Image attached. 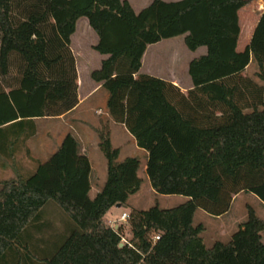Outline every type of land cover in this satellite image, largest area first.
Masks as SVG:
<instances>
[{"label": "trees", "instance_id": "obj_1", "mask_svg": "<svg viewBox=\"0 0 264 264\" xmlns=\"http://www.w3.org/2000/svg\"><path fill=\"white\" fill-rule=\"evenodd\" d=\"M250 3L153 0L136 12L126 0H0V166L18 169L0 181V264H264V220L252 207L228 242L207 247L205 227L194 225L197 210L220 217L241 192L264 203V11L250 43L237 50L239 11ZM82 18L98 37L93 49L107 56L91 78L108 93L110 117L148 154L152 189L185 203L131 207L140 159L118 162L105 131L99 148L107 177L94 199L90 161L71 134L45 161L16 165L36 119L78 104L71 37ZM179 36L190 51L207 48L189 65L187 94L140 73L148 46ZM251 63L261 83L244 74ZM49 203L68 217L57 243L41 233L53 230L43 210ZM118 204L130 228L125 243L124 225L107 221Z\"/></svg>", "mask_w": 264, "mask_h": 264}, {"label": "crops", "instance_id": "obj_2", "mask_svg": "<svg viewBox=\"0 0 264 264\" xmlns=\"http://www.w3.org/2000/svg\"><path fill=\"white\" fill-rule=\"evenodd\" d=\"M164 1H166V0H164ZM172 1H179V0H171V2ZM259 1L264 4V0H259ZM132 7L134 9V6H132ZM246 7H244L243 9H241L239 11V25H240L241 31H240V36L238 39V46H237L238 51H243L245 49V47L250 43L252 35L254 33V30H255V27L259 21L261 12L264 11V8L256 10V15H254V13L251 12L250 13L251 15H249L247 18H244L242 16V14L245 11ZM82 19H85V18H82ZM78 22H77V24H78ZM87 23H88V21H87ZM243 27L248 28V33H247V37H246V40L244 43L245 47L243 49H240L239 47H240V41H241V35H242ZM77 28H78V25L76 26L75 33L71 37V50H72V53L75 57L76 69H77V73H78V104L71 112H69L63 116H60L57 118H43V119L55 121L57 123H61L63 126L60 129V131L62 130L61 133L59 130H57L56 135H54V136H53V134H47L46 135V137L48 138V141H50V143H51L50 145H52V147H54L51 151H48V153L46 155H39L37 152H35L33 150L32 145L29 144L33 141V139L37 135H39L37 121L42 120V119H36L35 120V122H36V134L26 142V145H25L24 151H23V152H25V153H23V159L21 161L19 160L18 164H16V165L18 167H19V165H23V166L30 168L31 164H32L31 159L45 161L51 154H53L60 147L64 137L67 134H71L78 141L79 153L81 155L87 156L89 161H90V164H91V173H90L91 191H90L89 195H90L91 199H94L95 196L97 195V193L100 191L102 183L99 184L98 179L95 178L96 179L95 180V188H94V193L92 195V192H93V182H92L93 181V175L97 172V169L99 171H101L102 174L107 171V161H106L105 157L103 156V154L99 148V142H100L99 141V132L105 131V132L109 133L110 142H111L112 147L114 146L113 147L114 149L117 148L120 151L118 162H123L128 158L138 157L140 159L141 166H142L144 172L146 173L148 154L137 146L135 139L128 132L125 125L118 124V123L114 122L112 120V118L110 117V115L107 111V108H106L108 93L103 88L102 83H97V82L93 81L91 78V73L101 67L102 61L105 60L107 58V56L99 54L93 48H92V53L82 51L79 54H76L72 48V45H73L75 37L77 35ZM89 29H91L90 26H89ZM91 31L93 32V34H95L92 29H91ZM95 41L96 42H95V44H93L92 47H94L98 42L97 35H96ZM163 41H161L157 44L148 46V48H147V50H146V52L142 58V67L140 69V73L146 74V75H149V76L161 79V80H164L166 82H169V83L173 84L174 86L178 87L183 93L187 94L191 90L194 89L192 79L189 75V65H190L191 61L198 59L201 56L206 55L207 48L206 47H200L197 50L192 51L191 54H189L190 55L189 61H187L186 65H185L184 73L182 74L181 77H180V75L178 76L176 73V75H173V78L166 79L161 74V71L153 69L150 65L151 62H156L152 59V57H150L151 49L153 47L160 45V43H162ZM52 137H54V138H52ZM132 148L134 150H132ZM27 149H29V154H27ZM130 150L134 151V153H133L134 155L128 154L127 151H130ZM99 152L101 154H98ZM92 156L93 157H97V156L99 157L98 161H97L98 163H96V165H93V163L91 162ZM95 160H96V158H95ZM15 170L17 171L18 169H15ZM15 170L12 168H7L4 171H11L12 173H14ZM142 182H143V180H142ZM244 193H246V192H241L234 197L232 205L230 207V210L226 214H224L220 217H216V221H218L219 223L216 227L217 229H215L213 231V234L211 235V239L213 238V241L211 244H209L210 247L217 241L226 242L224 239H221L225 235L226 232H232L229 235V237H227V239H226V240H230L233 233H235L238 230L239 226L246 221V219H247L246 216L243 217L241 220L240 219L235 220V218H233V219L228 218L231 214V211L234 208L236 201ZM250 194H252V193H250ZM133 196L134 195L129 197V200H128L129 202ZM255 197L259 200L258 205L260 207V210L262 212H264V203L257 196H255ZM181 199H182L183 203H185L188 200L185 197H183ZM113 209H119V208H117L115 206L110 210V212ZM254 210H255L257 216H259L262 220H264L262 215L260 213H258V210H256V209H254ZM200 211H202V210H197L195 213L194 225H195L196 216ZM206 214L207 213H205V215ZM203 234L204 233L201 234L202 239H203ZM262 236H263V242H264V232L262 233Z\"/></svg>", "mask_w": 264, "mask_h": 264}, {"label": "rangeland", "instance_id": "obj_3", "mask_svg": "<svg viewBox=\"0 0 264 264\" xmlns=\"http://www.w3.org/2000/svg\"><path fill=\"white\" fill-rule=\"evenodd\" d=\"M128 1L131 6H134V9L139 12L141 9L148 6L153 0H126ZM168 2H171V0H166ZM264 8V4L260 2L259 0H251V3L249 6L246 7L245 11L243 12L242 16L244 18H247L250 13L253 12L254 15H256V10ZM78 28H77V35L75 37L74 43L72 45L73 50L76 54H79L80 52H88L92 53V46L95 44L96 35L93 34L91 29H89V25L87 23L86 19H81L78 22ZM248 28L243 27L242 35H241V41H240V49H243L245 47L244 43L247 37ZM185 36H179L176 38L164 40L160 45L153 47L150 51V57L156 62H151V67L153 69H156L158 71H161V74L166 78H173V75H177L180 77L184 73L185 65L187 61H189V57L192 51H190L186 45H185ZM258 72L257 65L255 63H251L250 66L246 69L245 75H248L250 77H253L257 82H260L258 78H256V73ZM261 83V82H260ZM60 124V125H59ZM38 125V132L39 135H37L33 141L29 144L32 145V148L35 152H37L39 155H46L48 151H51L54 147L50 145V141H48V138L46 137L47 134H53L56 135L57 130L60 131V129L63 127L61 123H57L55 121L42 119L37 121ZM50 132V133H49ZM62 130L60 131V133ZM52 136V135H51ZM54 138V137H52ZM114 147V146H113ZM130 147V146H129ZM132 150H134L132 148ZM127 151L128 154L134 155V151ZM98 154H101L100 152ZM103 154V153H102ZM102 156V155H101ZM104 156V155H103ZM96 158V160H95ZM98 156L91 158V162L93 165H96L98 163ZM103 158V157H102ZM19 159H23V153L19 155ZM119 160V159H118ZM138 176L141 180H143L140 190L133 194L134 196L130 199V202L128 201L129 205L133 208L139 209V210H147L155 205H158L160 209H171L174 207H177L181 204H183L182 196L177 195H160L155 190L152 189L150 182L148 180L147 173L144 172L142 166H140ZM15 177V174L11 171H2V166H0V181L3 180H9ZM107 177V171L102 174L101 171L97 169V172L93 175V192L95 188V178L98 179L99 184L102 183L101 187L105 183ZM91 195V196H92ZM132 196V195H131ZM259 200L250 193H244L239 199L236 201L233 210L231 211L229 219L235 218V220H241L243 217H247V206L252 207L253 209L258 210V213L262 215L264 218V212L260 210L259 207ZM44 214L46 216V220L48 222H51L53 225V230L49 229V231L46 230V232H41L42 234H46V237L48 239L53 240L54 243H57L60 240V237L63 235H66L63 232L65 229V223L68 221L67 216L62 211L61 208H59L54 203H49L46 205V207L43 208ZM125 213L124 209H113L107 216V221L109 225L112 228H116L117 225L123 224L124 225V237L122 241L128 242L131 239L130 235V228L127 223V218L124 220L122 218V215ZM204 214V215H203ZM46 223V222H45ZM218 221H216V217L206 214L203 211H200L195 219V225L202 224L205 227V231L203 232V241L204 244L207 247H210L209 244L212 243L213 238L211 239V235L213 234V231L217 229ZM55 229L58 231L56 232ZM47 229V228H46ZM226 232V231H225ZM35 238H41L42 234L36 232H32ZM232 232H226L225 235L221 238L224 239L226 242L229 240H226L227 237ZM52 235H55V238H53ZM231 239V238H230Z\"/></svg>", "mask_w": 264, "mask_h": 264}, {"label": "built area", "instance_id": "obj_4", "mask_svg": "<svg viewBox=\"0 0 264 264\" xmlns=\"http://www.w3.org/2000/svg\"><path fill=\"white\" fill-rule=\"evenodd\" d=\"M122 218L125 220V219L127 218V214L124 213V214L122 215ZM158 239H159V237H156V238H155V240H158Z\"/></svg>", "mask_w": 264, "mask_h": 264}, {"label": "water", "instance_id": "obj_5", "mask_svg": "<svg viewBox=\"0 0 264 264\" xmlns=\"http://www.w3.org/2000/svg\"><path fill=\"white\" fill-rule=\"evenodd\" d=\"M116 207L120 208L121 206L118 204V205H116ZM122 246H123V244L120 245V247H122Z\"/></svg>", "mask_w": 264, "mask_h": 264}]
</instances>
